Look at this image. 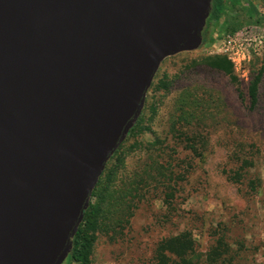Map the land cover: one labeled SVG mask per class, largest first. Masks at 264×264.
Here are the masks:
<instances>
[{"label": "water", "instance_id": "95a60500", "mask_svg": "<svg viewBox=\"0 0 264 264\" xmlns=\"http://www.w3.org/2000/svg\"><path fill=\"white\" fill-rule=\"evenodd\" d=\"M211 0H0V264H65L161 63Z\"/></svg>", "mask_w": 264, "mask_h": 264}, {"label": "rangeland", "instance_id": "374dc122", "mask_svg": "<svg viewBox=\"0 0 264 264\" xmlns=\"http://www.w3.org/2000/svg\"><path fill=\"white\" fill-rule=\"evenodd\" d=\"M254 4L264 14V0ZM228 35L242 50L233 51L236 82L204 65L213 56L228 60ZM257 76L251 108L248 89ZM136 124L109 163L114 193L100 216L90 264H155L161 241L185 231L205 254L219 225L240 250L237 264H264V25H245L165 59ZM183 135L196 137L188 144L197 155ZM250 146L256 150L250 177L261 183L256 193L230 180L234 151Z\"/></svg>", "mask_w": 264, "mask_h": 264}, {"label": "trees", "instance_id": "16d2710c", "mask_svg": "<svg viewBox=\"0 0 264 264\" xmlns=\"http://www.w3.org/2000/svg\"><path fill=\"white\" fill-rule=\"evenodd\" d=\"M245 25H264V14L258 10L254 0H211V11L202 33L203 43L210 46L222 34L235 33ZM204 65L213 71L228 76L232 82L237 81L233 75V65L225 57L213 56L207 58ZM258 83L259 76L251 81L248 89L251 108H254L257 102ZM134 132H137V124L132 127L128 135L130 136ZM183 137L185 143L187 142L186 147L197 155L196 149L188 144L196 137L193 135H190V137L183 135ZM121 146L122 143L106 164L92 192L89 207L85 211L77 233L72 239L71 253L65 264H90V256L96 239L95 235L101 226L100 216L109 197L114 193L112 189L113 171H111L109 163L115 158ZM254 149L255 146H250L248 149L241 147L234 151L233 157L236 166L230 175V180L233 183L246 184L245 186L251 193H256L261 185L259 178L250 177V170L255 164L254 155L256 150L254 151ZM95 198L97 201L92 205V200ZM169 198H172V193L167 195V199ZM213 236L214 244L205 254L197 252L196 242L188 231L165 238L156 249L155 264H237L240 259V250H233L228 242L224 227L219 225L217 230L213 232Z\"/></svg>", "mask_w": 264, "mask_h": 264}, {"label": "built area", "instance_id": "2783aa9c", "mask_svg": "<svg viewBox=\"0 0 264 264\" xmlns=\"http://www.w3.org/2000/svg\"><path fill=\"white\" fill-rule=\"evenodd\" d=\"M234 36V35H233ZM233 36H227V40L226 42L224 43V48H223V51L225 54H228V60L231 62V63H234L235 64V60H234V53L233 51L236 49V44H235V41H234V38ZM239 51H242L240 50V48H238V50L236 49V55H239Z\"/></svg>", "mask_w": 264, "mask_h": 264}]
</instances>
